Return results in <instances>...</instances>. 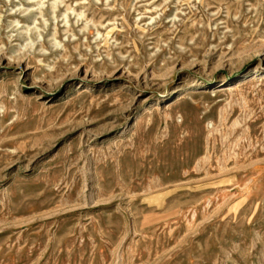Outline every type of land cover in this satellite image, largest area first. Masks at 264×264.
<instances>
[{
  "label": "rangeland",
  "instance_id": "1",
  "mask_svg": "<svg viewBox=\"0 0 264 264\" xmlns=\"http://www.w3.org/2000/svg\"><path fill=\"white\" fill-rule=\"evenodd\" d=\"M0 264H264V0H0Z\"/></svg>",
  "mask_w": 264,
  "mask_h": 264
}]
</instances>
